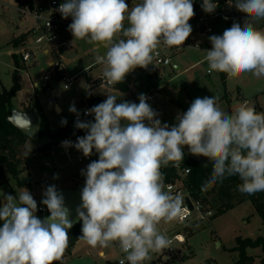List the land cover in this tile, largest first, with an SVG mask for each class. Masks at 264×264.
I'll return each instance as SVG.
<instances>
[{"label":"clouds","instance_id":"9594fccd","mask_svg":"<svg viewBox=\"0 0 264 264\" xmlns=\"http://www.w3.org/2000/svg\"><path fill=\"white\" fill-rule=\"evenodd\" d=\"M228 4L246 18L243 25L234 22L222 35L208 37L212 45L204 50L208 70L233 78L247 73L264 77V29L256 27L264 20V0H228ZM201 7L212 14L218 3L202 0ZM55 11L64 19L71 17L68 30L73 40L106 48L94 62L102 66L103 77L112 85L123 83L137 67L147 69L161 46H183L192 33L189 21L195 15L193 0H140L131 8L125 0H64ZM106 95L103 102L84 111L94 120H81L75 104L70 105L69 111L77 117L75 128L86 134L75 142H62L84 157L94 151L98 154L97 160L81 170L85 184L82 203L75 209L82 222L79 239L88 246L118 244L125 254L120 264H146L152 253L171 246L172 240L159 225L183 221L186 209L182 194L166 190L161 169L170 163L179 167L185 147L213 165L205 188L238 176L241 193L264 192V112L242 104L228 113L220 108L218 97H197L169 125L162 123L146 94L138 96L139 103H117L116 95ZM9 119L30 132L26 113ZM184 171L190 173L191 168ZM42 197L40 203L50 213L44 218L37 216L38 204L27 188L18 197L0 191V264L62 261L74 223L71 211L54 184L45 187Z\"/></svg>","mask_w":264,"mask_h":264},{"label":"rangeland","instance_id":"374dc122","mask_svg":"<svg viewBox=\"0 0 264 264\" xmlns=\"http://www.w3.org/2000/svg\"><path fill=\"white\" fill-rule=\"evenodd\" d=\"M34 1L35 3H46L48 0ZM22 3V0H0V8L4 9V14L0 16V92L3 88L9 90L13 86L15 66L12 53L15 51L13 47H16L19 64L20 66L25 64V67L21 69L19 79L17 78L22 84V89L19 96L13 100L14 110L18 112L33 111L37 114L38 99L50 116L54 113L55 104H59L63 109L62 116L70 121L72 118L69 111L70 105L73 103L75 106L82 104L78 84L87 80L90 84L96 83L95 85L98 86L105 79L102 66L94 62V57L97 54H105L106 48L100 44H89L85 40H73L72 33L67 29L60 35L57 43H63L64 39H70L67 41H70L73 49L62 47L59 53L54 51V55L51 54V56H44L38 52L35 60L23 63L22 53L28 48L34 50L32 40H29L27 33L34 22L29 16L19 12ZM26 9L28 8L26 7ZM223 10L221 17L218 16V9L209 14L213 28V32L209 36L202 35L197 25L193 21H189L193 29L192 33L197 37L196 44L200 46V49L189 48L174 55L171 65L168 67H157L152 64L149 66L151 73H148V68H142L140 74L135 73L134 70L129 73L125 80L129 83L130 94L123 96L120 93H115L118 97L117 103L121 100L139 103L138 96L140 94L152 95L154 99L148 103L160 114L159 118L162 123L166 122L169 125L176 123L178 112L187 111L191 102L197 97H218L220 108L228 113H234L246 101L249 102V106L255 107L253 102L255 99L260 107L264 108V77L256 78L253 74L247 73L233 78L226 73L222 74V72L208 73V64L204 59L206 53L201 51L211 45L208 37L222 35L223 31L230 28L234 22L243 25L246 18V14L239 12L234 5L231 7L225 5ZM232 12H234L235 18L231 17ZM256 27L264 29V20L258 21ZM26 33L24 43L18 40L15 44L17 40L15 38ZM187 40L185 43H193ZM49 58H53L56 64L64 66V73L77 78V88L74 86L67 91L64 90L63 83L60 81L61 73L57 75L56 70L49 66ZM176 67L180 69L176 70ZM45 77H49V80H45ZM135 82H140L141 85L136 86ZM37 83L38 87L35 88L34 85ZM57 112L60 113V110L57 109ZM46 142L45 138L38 137L37 131L34 138L21 145L18 150L20 163L18 179L6 171L7 182L0 184V191L17 197L23 188H27L38 204L36 213L38 217L41 215L39 209L41 207L46 209V206L40 203L45 187L54 184L56 187L66 188L85 184V177L81 175V170L86 169L88 165H66V161L58 156L56 159L60 161L62 167L57 170L42 164L36 165L37 158L46 154L48 150L45 149ZM185 148L187 149V147ZM35 154L38 156L35 157ZM188 154L190 153L188 152ZM194 157L203 163L209 162L206 157ZM40 160L42 161V158ZM54 175H57L58 179H54ZM20 183L29 185L21 187ZM212 216L203 221L194 218L182 230L185 243L181 245L175 243L177 255L171 261L167 260L166 252L163 250L159 253H152V259L146 264H234L239 255L231 250L236 247L237 238L256 240L264 237L262 219L250 202L238 205L214 219ZM2 223L0 221V226ZM175 224L176 221L171 224L162 222L159 228L163 232V229ZM175 233L177 232L170 231V236L173 237ZM99 249L105 250V258L99 256ZM109 249L110 247H87L82 242L73 250L66 249L62 261L56 263L119 264L125 255L119 251L112 252ZM247 253L256 258L255 264H262L263 255L260 249H249Z\"/></svg>","mask_w":264,"mask_h":264},{"label":"trees","instance_id":"16d2710c","mask_svg":"<svg viewBox=\"0 0 264 264\" xmlns=\"http://www.w3.org/2000/svg\"><path fill=\"white\" fill-rule=\"evenodd\" d=\"M22 2V4L27 5L28 9L32 10L34 8L31 0H22ZM216 2L218 3V16L221 17L224 11L223 8L225 5H229L228 0H216ZM193 3L197 7H201L202 0H193ZM233 15L234 12H232L231 17H234ZM14 59L17 64L16 55ZM137 68L141 69L139 67ZM17 76L16 70L13 75L14 82L11 89L7 90L3 88L0 92V184L7 182L5 178L6 171H8L12 177L18 179V167L20 164L18 150L21 145L27 140H30V138L24 136L9 122V118L14 110L13 100L16 99L18 93L22 89ZM99 103V101L96 102V100H94L93 102H89V106L93 107ZM37 113L39 117L38 137L47 140L45 149H51L67 135L69 130L68 125H63L58 131H53L39 105H37ZM188 167L191 168V172L188 176H181L178 174L179 170H184ZM212 168L213 165L211 162L203 163L199 160L190 158L184 153V160L179 162V167L170 163L167 167L162 168L161 171L164 173L165 184L175 183L186 189L191 198L200 200L206 208L213 212L212 219L225 214L238 205L250 202L262 219L264 225V192H257L254 195L241 193L237 189V185L241 183L238 176L226 177L211 187L205 188L204 185L212 173ZM25 185L29 184H19L21 187ZM49 214L46 208V211L41 213L39 217L44 218ZM81 227L82 222L69 230L68 250H73L76 244L81 241L79 239L82 235ZM249 249H260L263 255L262 264H264V237H260L256 240L237 238V245L231 250V252H237L239 255L237 262L234 264H255L256 258L247 253Z\"/></svg>","mask_w":264,"mask_h":264},{"label":"built area","instance_id":"2783aa9c","mask_svg":"<svg viewBox=\"0 0 264 264\" xmlns=\"http://www.w3.org/2000/svg\"><path fill=\"white\" fill-rule=\"evenodd\" d=\"M127 3V0H125ZM63 3V0H48L46 3H43L41 5L36 6L32 10L30 9H19V12L23 15L29 16L33 22L35 23L32 28L28 31L29 34V40H32V43L34 46L41 48V49H49L52 52L56 51L57 53L60 52L61 48L64 46H71L69 43H57L58 38L60 35L68 29V25L72 22L71 17L68 19L62 18L61 14L55 9L59 7V5ZM194 17L190 20L193 21L199 31L204 36H209L213 32L212 25L210 23V15L208 13H205L202 10V7H197L194 3ZM50 24V27L48 26ZM198 44L196 43H184L183 46L180 47H173L171 49H166L164 46H161L159 48V55L155 57L153 61V65L157 67H168L171 65L172 57L176 54H179L186 49L189 48H196ZM212 45L207 46L206 48H203V50H209L211 49ZM202 50V49H201ZM35 57L34 50L32 48H28L26 51H24L21 55V60L23 63H28L31 60H33ZM53 68L56 70L57 75L61 73V79L64 85H68V88L64 90H69L72 87L76 85V77L68 75L66 72L64 73L63 70L65 69L64 66H61L59 64H54ZM208 73H210L208 71ZM45 80H49V77H45ZM102 84H106L108 86H113L112 84L107 83L105 79L102 80ZM148 102L153 101V96H148ZM255 103V109L258 112H264V108H261L257 99L253 100ZM244 104H248L249 102L246 101ZM77 108V111L80 112V119L81 120H94L93 116H85L84 111L86 109H90L91 107L87 102H84L78 106H75ZM72 118L70 121H67L68 125V133L67 135L54 147L51 149H48L46 154L40 155V158H42V161L40 158H37V164L36 165H43L45 167H52L55 170L61 168L60 161L56 159V157H60L66 161V165L69 164H76V165H85L89 164L93 160L98 159V154L93 152V155L90 157H84L82 152L77 151L74 147L65 148L62 145V142L65 140H69L72 142H75L78 136H84L86 133L83 130H79L75 128V121L77 119L76 115L74 113H71ZM38 154H35V157H37ZM181 176H188L189 173H186L184 170L180 171ZM166 190L171 191L172 193H180L184 196V208L186 209L185 218L183 221H176V224L174 225V228L182 229L185 226H187L191 221L196 218L198 220H206L210 218L213 215V212L205 207V205L200 201L191 198L190 194L186 189L179 186L175 183H169L165 184ZM187 198L192 203L193 209L190 210L188 204H187ZM40 212H45L46 209H39ZM173 228V229H174ZM170 228L169 229H163V232H166L168 237L172 240V244L169 248L165 249L167 260L171 261L173 258L177 255V250L175 249V243L183 244L185 243L184 236L177 232L173 235V237L170 236ZM175 232V231H174ZM115 244V243H114ZM118 248L119 245L115 244ZM120 249V248H119ZM122 255H125L120 250ZM122 260V259H121ZM120 260V261H121ZM119 261V264H120ZM125 264L127 262L125 261Z\"/></svg>","mask_w":264,"mask_h":264},{"label":"crops","instance_id":"0c3cea01","mask_svg":"<svg viewBox=\"0 0 264 264\" xmlns=\"http://www.w3.org/2000/svg\"><path fill=\"white\" fill-rule=\"evenodd\" d=\"M32 1V3H33V5H34V8L36 7V6H38V5H41V4H43L42 2L41 3H35V1L34 0H31ZM140 2V0H127V4L129 5V7L131 8V7H134L137 3H139ZM24 5V7L23 6H21V7H19V8H26L27 7V5H25V4H23ZM4 14V9L3 8H0V16H2ZM233 18H235V17H233ZM35 23H33V25H34ZM125 26H127V22H125ZM28 33V32H27ZM27 33L26 34H22V35H20V36H18V37H16L15 39H17V40H19L21 43H24V41H25V38H26V35H27ZM67 40H70V39H64V42L63 43H69V44H71L70 43V41H67ZM187 41H189V42H195V43H197V37H196V34H193V33H191L190 34V36H189V38H188V40ZM17 43V41L15 42V44ZM19 43V42H18ZM64 47H66V48H68V49H73L74 47L72 46V44H71V46H64ZM13 49L15 50L13 53H12V59H13V62H14V66H15V70L14 71H16L17 70V72H18V79H19V73H20V71H21V69L23 68V67H25V64H24V66H20V64H19V60H18V58H17V56H16V58H17V64H16V61H15V59H14V56L15 55H17V53H18V50H17V48L16 47H13ZM201 51H203L204 52V50H201ZM38 52H40V53H42L44 56H51V54L52 55H54V53L51 51V50H49V49H41V48H38V47H36V46H34V54H35V57H34V60H35V58H36V53H38ZM63 54H64V52L63 51H61ZM205 53V52H204ZM50 59V58H49ZM54 64H56V62L53 60V58L52 59H50L49 60V66L50 67H53V65ZM89 68V67H88ZM180 68L179 67H176V70H179ZM141 70H143L142 68L141 69H138V68H136V69H134V72L135 73H137V74H140V72H141ZM148 73H151L152 71H151V69L148 67ZM222 74H223V72H222ZM96 84V83H95ZM94 83L93 84H90L87 80L86 81H81L79 84H78V88H79V91H80V93H81V100H82V103H84V102H87L88 104H89V102H93L94 100H96V102L97 101H99L100 103L101 102H103L106 98H107V95L106 94H113V95H115V93H120L121 95H123V96H128L129 94H130V86H129V83L126 81V80H124V82L123 83H118V84H115V85H113V86H108V85H106V84H102V82L100 83V84H98V86L97 85H95ZM135 85L136 86H140L141 85V83L140 82H135ZM21 86H22V84H21ZM35 86V88H36V84L34 85ZM75 87L77 88V78H76V85H75ZM18 96H19V93H18ZM37 105H39L40 107H41V109H42V112H43V114L46 116V118H47V120H48V123H49V125H50V127H51V129L53 130V131H58L63 125L61 124V121L62 120H64V119H66V118H64L62 115H63V109L61 108V106L59 105V104H55V107H54V113L53 114H51V116H50V114L48 113V111H47V109L45 108V106L44 105H42L41 103H40V101L37 99ZM50 106V105H49ZM57 109H59L60 110V113H58L57 112ZM22 113H32V114H35L36 116H37V118H39L38 117V113L36 114L35 112L33 113V111H21ZM38 122H39V119H38ZM38 126H39V124H38ZM187 154H188V152H187V149L185 148V150H184ZM188 156L190 157V158H194V159H196L193 155H190V154H188ZM196 160H199V159H196ZM181 171V170H180ZM180 171H178V174L180 175ZM59 190H64V189H75L76 187L75 186H70V187H57ZM42 208V207H41ZM40 212V211H39ZM40 213H42V212H40ZM190 224V223H189ZM188 224V225H189ZM186 227V226H185ZM184 227V228H185ZM170 228V230H172V231H177V232H179V233H181L182 232V230L184 229V228H182V229H179V228H174V225L173 226H170V227H168V228H166V229H169ZM174 228V229H173ZM182 234V233H181ZM183 235V234H182ZM81 243L83 242L84 243V245L85 246H87L88 247V245L84 242V241H80ZM80 242H78L77 244H76V246H75V248L77 247V245L78 244H81ZM179 245H181V244H179ZM74 248V249H75ZM110 251H112V252H120V249L115 245V244H113L111 247H110V249H109ZM98 254H99V256L100 257H102V258H105L106 257V252H105V250L104 249H99L98 250Z\"/></svg>","mask_w":264,"mask_h":264},{"label":"water","instance_id":"95a60500","mask_svg":"<svg viewBox=\"0 0 264 264\" xmlns=\"http://www.w3.org/2000/svg\"><path fill=\"white\" fill-rule=\"evenodd\" d=\"M20 113H22V112H18L16 110H13L11 117L13 116V114H20ZM26 114H27V117H29L30 120H31V130H30V132L28 130L22 129L20 126H18L15 123L14 119H11V120L9 119V122L17 130H19L24 136L32 139L37 134L39 122H38V118H37V116L35 114H32V113H26ZM83 187H84V184H81V185L77 186L75 189L60 190L62 192L63 196L65 197V206L67 208H69L70 211H71L70 219H72L74 221L73 227L71 229H73L75 226H77L80 223V221H78L77 218H76L75 209L82 203V201H81V191H82ZM186 201H187V204H188L190 210H192L193 206H192V203L189 200V198H187Z\"/></svg>","mask_w":264,"mask_h":264}]
</instances>
